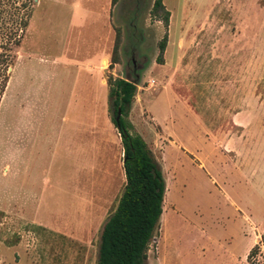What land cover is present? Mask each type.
<instances>
[{
    "label": "rangeland",
    "instance_id": "rangeland-1",
    "mask_svg": "<svg viewBox=\"0 0 264 264\" xmlns=\"http://www.w3.org/2000/svg\"><path fill=\"white\" fill-rule=\"evenodd\" d=\"M67 1L0 0L19 36L0 102V264H95L124 184L108 77L135 82L122 117L164 180L144 264H264V0H161L166 26L153 0H115L98 63L76 52Z\"/></svg>",
    "mask_w": 264,
    "mask_h": 264
},
{
    "label": "trees",
    "instance_id": "trees-1",
    "mask_svg": "<svg viewBox=\"0 0 264 264\" xmlns=\"http://www.w3.org/2000/svg\"><path fill=\"white\" fill-rule=\"evenodd\" d=\"M111 5L115 0H110ZM1 4V2H0ZM151 12L160 10V20L166 26L168 11L161 0H153ZM26 26V22L22 23ZM0 102L7 87L10 69L15 59L13 46L18 45L19 36L6 23L0 24ZM115 35L109 55L108 65L117 63ZM166 36L158 42L157 62L161 60ZM107 96L111 110V122L117 130L122 149V170L124 184L114 209L106 218L99 235L95 264H144L146 250L152 232L157 226L164 194V180L161 171L152 158L145 141L128 131L123 119L135 93V82L121 77H108ZM117 109L120 116H114ZM258 248L254 244L246 254V260L255 255Z\"/></svg>",
    "mask_w": 264,
    "mask_h": 264
},
{
    "label": "crops",
    "instance_id": "crops-1",
    "mask_svg": "<svg viewBox=\"0 0 264 264\" xmlns=\"http://www.w3.org/2000/svg\"><path fill=\"white\" fill-rule=\"evenodd\" d=\"M66 5L77 14L76 23L70 22L80 29L77 39L72 42L76 52L94 55L98 63L99 55H107L111 47L110 0H68Z\"/></svg>",
    "mask_w": 264,
    "mask_h": 264
},
{
    "label": "water",
    "instance_id": "water-1",
    "mask_svg": "<svg viewBox=\"0 0 264 264\" xmlns=\"http://www.w3.org/2000/svg\"><path fill=\"white\" fill-rule=\"evenodd\" d=\"M119 116H120V112H119V110L117 109L116 114H115V116H114V121H115V122H117Z\"/></svg>",
    "mask_w": 264,
    "mask_h": 264
}]
</instances>
